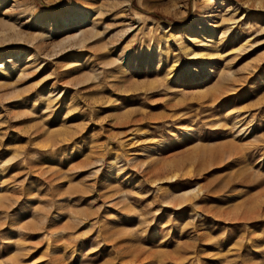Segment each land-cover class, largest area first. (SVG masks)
<instances>
[{"label": "rangeland", "instance_id": "rangeland-1", "mask_svg": "<svg viewBox=\"0 0 264 264\" xmlns=\"http://www.w3.org/2000/svg\"><path fill=\"white\" fill-rule=\"evenodd\" d=\"M0 66V264H264V0H0Z\"/></svg>", "mask_w": 264, "mask_h": 264}, {"label": "bare ground", "instance_id": "bare-ground-1", "mask_svg": "<svg viewBox=\"0 0 264 264\" xmlns=\"http://www.w3.org/2000/svg\"><path fill=\"white\" fill-rule=\"evenodd\" d=\"M222 7H223V5H222ZM228 12H231V9H228L227 14H228ZM216 16H217V15H215V16L212 15L211 17H216ZM236 22H237V21H236ZM233 23H235V22H233ZM237 23H238V22H237ZM235 24H236V23H235ZM211 26H212V25H211ZM202 33H203V31H202V32H198V35H199V34H202ZM198 35H197V36H198ZM37 55H38V54H37ZM39 55H40V54H39ZM38 57H39V56H38ZM35 59H37V57H36ZM37 60H38V59H37ZM33 61L35 62V60L33 59V57H30L29 60H28V64H29V63H32ZM34 62H33V63H34ZM2 66H3V65H2ZM28 66H29V65H28ZM28 66H27V67H28ZM30 66H32V65H30ZM0 68H1V66H0ZM0 70H1V69H0ZM59 97H60V96H59ZM54 99H55V98H54ZM58 100H59V99H57V101H58ZM62 100H63V99H62ZM54 101H55V104H56V100H54ZM54 101H53V104H54Z\"/></svg>", "mask_w": 264, "mask_h": 264}]
</instances>
